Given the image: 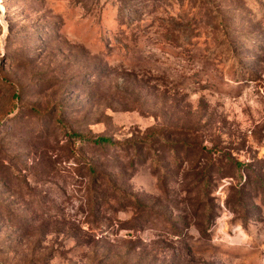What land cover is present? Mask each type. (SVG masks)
<instances>
[{
  "label": "rangeland",
  "instance_id": "obj_1",
  "mask_svg": "<svg viewBox=\"0 0 264 264\" xmlns=\"http://www.w3.org/2000/svg\"><path fill=\"white\" fill-rule=\"evenodd\" d=\"M0 264H264V0H0Z\"/></svg>",
  "mask_w": 264,
  "mask_h": 264
},
{
  "label": "trees",
  "instance_id": "obj_2",
  "mask_svg": "<svg viewBox=\"0 0 264 264\" xmlns=\"http://www.w3.org/2000/svg\"><path fill=\"white\" fill-rule=\"evenodd\" d=\"M70 139L72 140H78L80 143H85L87 145L92 146H113V143L105 138H83L81 136L75 135V134H69ZM233 166L236 170H240L242 167L241 163H233Z\"/></svg>",
  "mask_w": 264,
  "mask_h": 264
}]
</instances>
